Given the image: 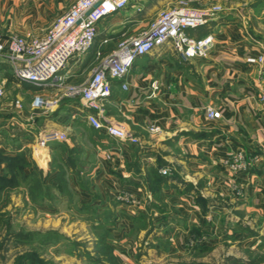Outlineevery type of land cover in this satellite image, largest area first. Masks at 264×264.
<instances>
[{"label": "crops", "instance_id": "0c3cea01", "mask_svg": "<svg viewBox=\"0 0 264 264\" xmlns=\"http://www.w3.org/2000/svg\"><path fill=\"white\" fill-rule=\"evenodd\" d=\"M75 1L0 0V36L42 37ZM214 3L223 11L189 30L196 37L214 35L207 57L184 59L164 45L137 59L123 79L127 90L121 80L113 81L100 117L138 137V144L94 128L85 102L62 91H45L56 104L34 107L41 91L16 80L11 64L0 60V178L17 182L14 169L24 161L23 172L42 170L43 185L53 187L60 203L66 197L63 185L69 183L83 203L99 207L97 214L114 216L108 242L119 264L201 263L206 257L197 253L233 235L246 239L264 225V101L259 97L264 78L258 65L246 61L262 52L258 41L264 35L253 27L242 2L204 0L201 5ZM177 4L133 0L99 24L89 53L72 58L62 74L70 83L86 80L98 51L112 52L119 41L148 28L160 11ZM259 4L252 2L249 10ZM154 81L159 85L155 95ZM208 106L220 110L221 118H209ZM151 123L161 132L151 133ZM48 130L65 132L68 140L40 145ZM86 137L92 157L81 155L79 139ZM238 151L257 160L236 169L229 154ZM164 168L170 173L163 174ZM18 183L13 190L21 194L11 198L52 212L51 201L34 203L27 183ZM124 194L133 200H120Z\"/></svg>", "mask_w": 264, "mask_h": 264}, {"label": "built area", "instance_id": "2783aa9c", "mask_svg": "<svg viewBox=\"0 0 264 264\" xmlns=\"http://www.w3.org/2000/svg\"><path fill=\"white\" fill-rule=\"evenodd\" d=\"M133 0H76L65 14L48 28L42 37H28L13 34L7 40L0 36V60L11 64L16 80L33 85L41 92L36 93L34 107H51L56 100H50L45 91H62L63 96L82 99L89 109L88 122L96 129H106L114 139L138 144L139 138L131 135L119 124L104 122L100 114L112 95V83L121 80L124 90L129 85L123 79L131 71L137 59L164 45L171 46L184 59L207 57L215 45L213 34L193 36L190 29L206 24L223 11L219 4L202 6L204 0H178L176 6L164 9L153 19L148 28L138 34L119 41L110 53L98 51L92 74L84 82L70 83L62 71L74 57L89 53L98 34L99 24L114 13L124 10ZM107 41V40H106ZM262 52L258 56H247L246 61L258 65L264 78V39L258 41ZM153 95L159 88L158 82L152 83ZM4 90L0 88V96ZM264 101V91L260 93ZM211 119H219L222 112L213 106L207 107ZM151 133L161 132L157 123L149 124ZM68 135L57 130L44 131L39 143L65 142ZM236 169H247L257 160L244 151L229 154ZM163 174L170 170L164 168ZM120 200L130 202V195H121Z\"/></svg>", "mask_w": 264, "mask_h": 264}, {"label": "rangeland", "instance_id": "374dc122", "mask_svg": "<svg viewBox=\"0 0 264 264\" xmlns=\"http://www.w3.org/2000/svg\"><path fill=\"white\" fill-rule=\"evenodd\" d=\"M226 1L229 5L234 3V0ZM258 1L259 6L249 10L252 2L255 4ZM235 2L247 6L244 12L250 17L256 31L264 35V0ZM86 138L79 139V147H83L81 155L92 157L91 141L89 137ZM70 162L71 168L74 162ZM81 162L83 165L87 163L85 159ZM13 191L16 193H11ZM3 192L0 193V264H29V254L33 257L37 255L35 257L43 261L36 264H119L107 240L108 228L114 222V216L97 214L99 207L91 206V202L83 203L69 183L64 191L65 201L60 203L58 199H53L50 213L15 196L11 198L13 194H21L18 189L9 188ZM53 196L58 197V194L54 192ZM111 204L114 206V202ZM263 227L262 224L257 232L246 239L241 240L233 235L222 241V245L205 249L203 253L196 252L205 255L206 260L191 264H264ZM20 233L26 237L16 238L15 235Z\"/></svg>", "mask_w": 264, "mask_h": 264}, {"label": "trees", "instance_id": "16d2710c", "mask_svg": "<svg viewBox=\"0 0 264 264\" xmlns=\"http://www.w3.org/2000/svg\"><path fill=\"white\" fill-rule=\"evenodd\" d=\"M25 165H26V162L22 161V162H20L17 169H14L16 176H17V178L15 180L17 182H13V180L11 178H9V179L0 178V193L5 191L6 189H9V188L13 189V188H16L17 186H20L18 181H20V179H21L23 182L27 183L25 185L27 186L28 190L30 191L31 199L34 203L42 204L45 201L47 202V201H52L53 199H57V197L53 196V194L55 192L53 187L52 186L48 187L47 185L46 186L43 185L44 178H43V176H41L42 170H40L38 167H36L35 170L31 174L27 175L23 172ZM158 182L159 183L163 182V177L162 178L159 177ZM63 186H64V191L67 190L68 186H66L65 184ZM91 206H93V205H91ZM108 234H109V232H108ZM15 237L24 239L26 237V235H23L22 233H20V234H16ZM112 249H113V247H111V250ZM113 251H114V249H113ZM29 255L31 257V259H30L31 263H29V264H36L35 262H37V261L43 262L38 257H35L37 255H35L34 257L32 254H29Z\"/></svg>", "mask_w": 264, "mask_h": 264}]
</instances>
